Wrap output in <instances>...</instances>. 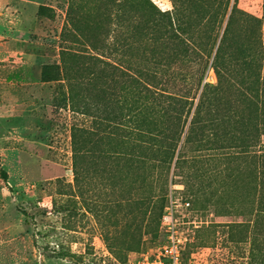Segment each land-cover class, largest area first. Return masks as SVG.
Here are the masks:
<instances>
[{
  "label": "rangeland",
  "instance_id": "374dc122",
  "mask_svg": "<svg viewBox=\"0 0 264 264\" xmlns=\"http://www.w3.org/2000/svg\"><path fill=\"white\" fill-rule=\"evenodd\" d=\"M158 10L206 54L219 32L214 50L224 36L232 77L263 93L264 0H0V264H133L165 241L172 188L191 202L178 207L185 261L264 264V162L211 159L224 149L208 141L214 131L190 130V117L176 129L178 145L146 148L125 126L109 127L103 105L83 112L81 103L102 96L125 101L124 72L154 69L149 57L166 29ZM96 56L113 64L107 92ZM48 64L58 65L55 80L44 79ZM205 80L217 82L214 68ZM261 99L244 107L258 110L256 124ZM149 199V230L134 237ZM236 222L248 226H222Z\"/></svg>",
  "mask_w": 264,
  "mask_h": 264
},
{
  "label": "trees",
  "instance_id": "16d2710c",
  "mask_svg": "<svg viewBox=\"0 0 264 264\" xmlns=\"http://www.w3.org/2000/svg\"><path fill=\"white\" fill-rule=\"evenodd\" d=\"M44 7L41 5L40 9H44ZM228 7L227 4L225 13ZM218 8L220 9V7ZM158 11L164 17L163 23L166 25V29L159 36V43L154 49L155 56L149 57L154 69H136L137 72L130 70L129 74L124 72L128 87L125 101H108L102 96V100L97 99L93 102L94 106L89 101L81 103L85 110L83 112L90 114L91 109L95 107L99 110L98 105H103V112L109 116V122L107 121L109 127L116 129L118 126H125L128 133L134 138H143L146 148L163 142H168L169 146L178 145L179 140L175 138L176 129L180 126L184 127L187 123L186 118L190 117V130L197 131L207 128L214 131L207 138L208 141L216 144L217 149H224L223 153L214 152L211 154V159L223 160L226 163L254 158L263 163L264 148L261 136L264 134V118L263 121L254 123L252 115L258 110L250 113L244 107L247 103H254L259 97L262 98L261 102L264 104V90H262V94L255 93L250 86L253 84L252 79L240 83L232 77L233 74L226 67L222 56L221 45L224 36L221 37L216 50H214L219 32L213 37L210 50L206 54L205 50L194 45L188 36L176 27L173 17ZM94 59L99 63V67L94 71L95 75L101 77L100 79L105 83L104 89L101 91L107 92L108 80L114 72L109 66L113 64L99 56ZM172 62L178 64L173 67L167 65ZM101 63L105 66L103 67ZM57 67V64L46 65L43 71L44 79L55 80L56 78L50 72L54 73ZM208 67L214 68L217 75L216 83L205 80ZM166 75L167 78L164 77ZM242 84L246 87L241 86ZM71 93L69 91L68 102L70 106H73ZM99 94L101 98V93L99 92ZM261 108L264 110L263 106ZM102 124L103 120H98L97 125ZM154 158L160 159V155L154 154ZM162 158H166V156L163 154ZM173 158L174 152L171 153V161ZM75 164V172L78 173L77 160ZM218 172L220 171L218 170ZM191 184L194 190H200L193 182ZM149 201L138 222L132 221L134 237L137 236L138 231L142 234L144 228L150 227L148 209L151 199ZM166 203L167 198L161 216ZM255 213L256 219L260 221L261 211L257 210ZM255 222L256 224L260 223ZM214 225L217 228L221 226L220 224ZM240 225L248 226L247 222L229 223L222 226L230 228ZM230 234L233 235V232ZM127 243H125L126 248L131 250V244L135 243Z\"/></svg>",
  "mask_w": 264,
  "mask_h": 264
},
{
  "label": "built area",
  "instance_id": "2783aa9c",
  "mask_svg": "<svg viewBox=\"0 0 264 264\" xmlns=\"http://www.w3.org/2000/svg\"><path fill=\"white\" fill-rule=\"evenodd\" d=\"M172 187L178 188L181 185L176 184ZM180 206L188 208L191 202L176 197L174 188H172L161 216V228L165 241L153 252L144 253L133 264H195L193 259L188 261L184 259L188 237L185 230H181L180 210L178 209ZM209 216L212 217L213 214Z\"/></svg>",
  "mask_w": 264,
  "mask_h": 264
},
{
  "label": "crops",
  "instance_id": "0c3cea01",
  "mask_svg": "<svg viewBox=\"0 0 264 264\" xmlns=\"http://www.w3.org/2000/svg\"><path fill=\"white\" fill-rule=\"evenodd\" d=\"M26 1H33V2H36V1H38V0H14L15 3H16V2H18V3H24V2H26Z\"/></svg>",
  "mask_w": 264,
  "mask_h": 264
}]
</instances>
